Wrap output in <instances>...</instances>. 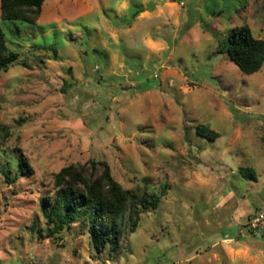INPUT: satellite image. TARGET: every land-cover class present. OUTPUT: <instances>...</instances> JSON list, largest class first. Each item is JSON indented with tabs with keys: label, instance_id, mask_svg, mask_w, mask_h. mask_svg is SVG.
Here are the masks:
<instances>
[{
	"label": "rangeland",
	"instance_id": "obj_1",
	"mask_svg": "<svg viewBox=\"0 0 264 264\" xmlns=\"http://www.w3.org/2000/svg\"><path fill=\"white\" fill-rule=\"evenodd\" d=\"M0 27L19 56L0 73V264H264V65L218 54L234 29L264 40V0H46L33 24L0 0ZM91 162L140 200L116 251L42 214Z\"/></svg>",
	"mask_w": 264,
	"mask_h": 264
},
{
	"label": "trees",
	"instance_id": "obj_2",
	"mask_svg": "<svg viewBox=\"0 0 264 264\" xmlns=\"http://www.w3.org/2000/svg\"><path fill=\"white\" fill-rule=\"evenodd\" d=\"M46 0H1V18L33 24L38 21ZM245 75L261 71L264 65V40L255 39L248 27L234 29L218 49ZM19 59L10 50L5 32L0 27V73L8 71ZM197 133L211 141L219 134L208 126L199 125ZM103 171L98 175L97 168ZM18 175L13 177L10 167L2 168L7 184L12 185L20 176H29V166L18 158ZM247 177H254L246 170ZM51 192V191H50ZM140 200L125 190L112 176L106 162L69 166L54 176L52 204L42 203L43 217L54 233L71 226L77 219H86L93 247L98 253L109 246L113 251L123 231L129 227L134 233L140 222Z\"/></svg>",
	"mask_w": 264,
	"mask_h": 264
},
{
	"label": "built area",
	"instance_id": "obj_3",
	"mask_svg": "<svg viewBox=\"0 0 264 264\" xmlns=\"http://www.w3.org/2000/svg\"><path fill=\"white\" fill-rule=\"evenodd\" d=\"M264 219V214H260L259 218H257L254 222H252L251 226L256 229L258 222L262 221Z\"/></svg>",
	"mask_w": 264,
	"mask_h": 264
}]
</instances>
